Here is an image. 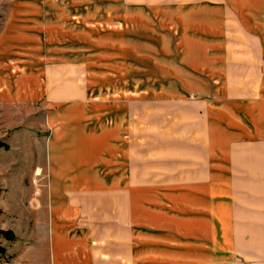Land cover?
Instances as JSON below:
<instances>
[{
	"label": "crops",
	"instance_id": "crops-1",
	"mask_svg": "<svg viewBox=\"0 0 264 264\" xmlns=\"http://www.w3.org/2000/svg\"><path fill=\"white\" fill-rule=\"evenodd\" d=\"M11 1L44 233L0 264H264V0Z\"/></svg>",
	"mask_w": 264,
	"mask_h": 264
},
{
	"label": "rangeland",
	"instance_id": "rangeland-1",
	"mask_svg": "<svg viewBox=\"0 0 264 264\" xmlns=\"http://www.w3.org/2000/svg\"><path fill=\"white\" fill-rule=\"evenodd\" d=\"M12 8L11 0H0V31ZM102 12L96 13L94 22L103 23ZM101 31L90 33L96 36L97 43L106 41L103 36L98 37ZM88 35L80 33L82 43H87ZM16 112L14 107L0 104V141L8 145L7 150L0 148V229L15 234L11 242L1 239L5 249L39 246V235L44 233L45 171L40 137L43 133L31 130L34 120ZM31 237L35 241H30Z\"/></svg>",
	"mask_w": 264,
	"mask_h": 264
},
{
	"label": "trees",
	"instance_id": "trees-1",
	"mask_svg": "<svg viewBox=\"0 0 264 264\" xmlns=\"http://www.w3.org/2000/svg\"><path fill=\"white\" fill-rule=\"evenodd\" d=\"M0 148H3L5 150L8 149V145L2 141H0ZM1 239H4L6 241H13L15 239V234L11 230H3L0 229V256L5 255L6 249L1 244Z\"/></svg>",
	"mask_w": 264,
	"mask_h": 264
}]
</instances>
